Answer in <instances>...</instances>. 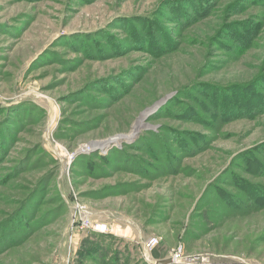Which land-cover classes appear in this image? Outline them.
Listing matches in <instances>:
<instances>
[{"label":"rangeland","instance_id":"1","mask_svg":"<svg viewBox=\"0 0 264 264\" xmlns=\"http://www.w3.org/2000/svg\"><path fill=\"white\" fill-rule=\"evenodd\" d=\"M154 250L264 264V0H0V264Z\"/></svg>","mask_w":264,"mask_h":264},{"label":"built area","instance_id":"2","mask_svg":"<svg viewBox=\"0 0 264 264\" xmlns=\"http://www.w3.org/2000/svg\"><path fill=\"white\" fill-rule=\"evenodd\" d=\"M76 217H79L78 212L76 213ZM75 225H76V219H74V221H73V228H74ZM96 229L99 232H106L108 228L107 227H103V226H97ZM158 243H159L158 238L153 237V238H151L149 240L148 245L150 246V248H154L155 246H157Z\"/></svg>","mask_w":264,"mask_h":264},{"label":"water","instance_id":"3","mask_svg":"<svg viewBox=\"0 0 264 264\" xmlns=\"http://www.w3.org/2000/svg\"><path fill=\"white\" fill-rule=\"evenodd\" d=\"M172 260L170 258L158 260L156 264H171Z\"/></svg>","mask_w":264,"mask_h":264},{"label":"trees","instance_id":"4","mask_svg":"<svg viewBox=\"0 0 264 264\" xmlns=\"http://www.w3.org/2000/svg\"><path fill=\"white\" fill-rule=\"evenodd\" d=\"M152 254H153V257L156 258L157 260L160 259V253H159V250H154V251L152 252Z\"/></svg>","mask_w":264,"mask_h":264},{"label":"bare ground","instance_id":"5","mask_svg":"<svg viewBox=\"0 0 264 264\" xmlns=\"http://www.w3.org/2000/svg\"><path fill=\"white\" fill-rule=\"evenodd\" d=\"M142 123H143L142 121H139V123H138V125L136 126L135 129L138 130L140 128V126L142 125Z\"/></svg>","mask_w":264,"mask_h":264}]
</instances>
